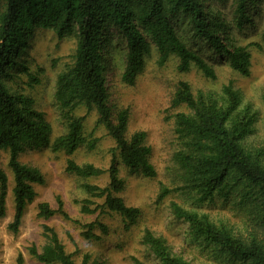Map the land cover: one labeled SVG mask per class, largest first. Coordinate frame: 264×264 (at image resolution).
Segmentation results:
<instances>
[{
  "label": "trees",
  "instance_id": "trees-1",
  "mask_svg": "<svg viewBox=\"0 0 264 264\" xmlns=\"http://www.w3.org/2000/svg\"><path fill=\"white\" fill-rule=\"evenodd\" d=\"M209 0H0V152L8 151V166L13 174L12 189L14 215L8 228L17 233L24 210L36 193L33 185L44 184V176L34 167L20 163L18 156L27 148L47 146L53 152H63L68 158L65 171L78 178L88 179L106 175L104 187L84 183L82 188L90 198L101 199L94 208L90 200L82 201L81 211L87 214H116L124 231L131 230L141 216L139 208L127 206L118 196L124 189L119 175L121 164L131 175L156 177V169L149 160L151 149L142 131L127 135L128 113L125 109L113 112L106 86V57L115 46L126 49L122 81L133 85L152 52L158 63L169 58L178 61L177 70L188 72L192 67L208 79L215 80L214 69L180 38L175 24L187 22L195 39L205 41L225 59L239 75L248 77L251 69L249 47L232 44L224 21L210 11ZM236 26L251 22L250 13L258 10L264 0H235ZM36 29H50L62 38L76 40L72 64L61 71L55 83L54 100L65 121L66 130L51 139L52 129L44 114L35 108L34 100L24 94L11 92L8 80L13 73L24 72L29 83H37L19 58L27 40ZM223 35V36H222ZM264 103V91L262 93ZM172 105L185 106L187 113L175 115V134L180 143L174 154L177 176L182 183L176 190L193 195L197 202L215 200L237 201L249 214L246 230L235 232L224 223L212 221L205 213L185 209L172 203V214L183 220L194 239L206 248L226 255L232 263L264 264V149L246 146L245 139L253 133L256 113L249 105L242 106L240 93L231 82L222 86L220 93H193L186 81L176 85ZM84 107L95 111L98 123L114 141L108 168L92 164L79 165L70 158L87 145L93 149L96 140H87L83 131L84 116L75 110ZM8 180L0 167V220L5 217ZM173 190L161 186L158 201ZM57 208L47 203L37 205V217L48 220L55 214L69 216L63 203L56 198ZM46 243L38 249L30 246L29 255L41 264H76L67 253L55 230L43 224ZM81 237L97 241L108 234L100 220L84 224ZM141 243L160 264H192L172 253L164 238L145 229ZM134 264H144L133 259ZM16 264H24L18 254ZM80 264H101L90 254L82 255Z\"/></svg>",
  "mask_w": 264,
  "mask_h": 264
},
{
  "label": "rangeland",
  "instance_id": "rangeland-1",
  "mask_svg": "<svg viewBox=\"0 0 264 264\" xmlns=\"http://www.w3.org/2000/svg\"><path fill=\"white\" fill-rule=\"evenodd\" d=\"M235 0H209L210 11L221 18L227 29L232 44L247 46L258 43L259 48L249 47L251 52V71L248 77L234 72L225 61L203 40L195 39L187 22L175 24L176 31L183 42L200 55L213 69L215 80L205 78L192 67L188 72L177 70L176 58H169L165 63H158V55L152 52L144 68L137 75L133 85L122 81L125 69L126 49L116 47L113 42L106 57V86L109 104L113 112L125 109L128 113L127 135L142 131L146 135V144L150 147L149 160L156 169V177L145 178L131 175L120 164L119 175L124 180V189L118 194L127 206L139 208L141 216L138 223L129 231H124L121 219L116 214H87L81 211L82 201L90 200L94 208L101 204V199L90 198L84 192V183L104 187L108 178L82 179L65 171L67 156L63 152H53L47 146L27 148L18 156L20 163L37 168L44 176V184L33 185L36 197L27 205L17 233L9 230L13 220L14 201L12 189L13 174L8 166V151L0 152V167L8 180L5 217L0 220V264H16L18 254L24 258V264H41L29 253L30 246L38 249L46 243L43 236V224L52 227L57 233L67 253L72 255L76 264H80L82 255L90 254L101 264H134L137 259L144 264H160L141 243L145 229L165 239L173 254L192 264H238L230 262L226 255L206 248L190 234L187 224L176 218L171 211V204L176 203L185 209L205 213L216 223H224L235 232L246 230L249 223L248 213L237 201L229 200L213 203H198L197 199L184 190H176L182 183L177 176L174 154L180 143L175 134V115L187 113L185 106L175 107L172 98L179 81H186L193 93L212 91L220 93L222 86L232 83L240 93L242 106L249 105L256 113L253 133L246 137L245 144L250 148L264 149V3L258 10L250 13L251 22H245L242 28L236 26L234 14ZM223 36V35H222ZM76 40L73 36L59 38L53 30L36 29L27 40V46L19 61L27 74L37 78V83H29L24 72L13 73V79L7 84L11 92L24 94L34 100L35 108L44 114L52 129L51 139L62 135L66 130L55 100L54 90L58 74L73 61ZM75 115L84 116L83 131L87 140H96L93 149L84 145L72 156L79 165L92 164L103 170L108 168L111 151L115 144L105 128L98 123V115L93 110L86 112L84 107L75 110ZM161 186L173 190L158 201ZM63 203V209L69 216L64 219L55 214L48 220L37 217V205L45 202L52 209L57 208L56 198ZM100 220L108 228V234L100 240L87 241L81 237L84 224ZM261 235L264 232L259 229Z\"/></svg>",
  "mask_w": 264,
  "mask_h": 264
}]
</instances>
